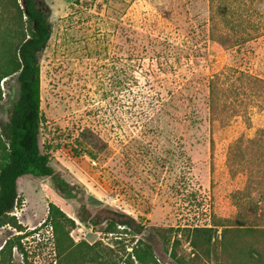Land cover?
Here are the masks:
<instances>
[{"label":"rangeland","instance_id":"rangeland-1","mask_svg":"<svg viewBox=\"0 0 264 264\" xmlns=\"http://www.w3.org/2000/svg\"><path fill=\"white\" fill-rule=\"evenodd\" d=\"M36 4L47 6L52 26L39 54V148L74 190L66 198L49 177H21L11 215L25 230L0 227V264H57L52 228L42 225L50 203L74 220V242L102 241L115 249L109 264H140L135 243L128 245V236L125 249H116L104 225L80 222L84 211L112 210L144 224L135 238L151 245V264H235L220 246L221 228L209 258L192 250L188 230L237 213L231 195L245 175L230 171L229 149L264 129V108L249 107L248 125L241 116L226 125L213 121L208 83L227 67L264 80V34L238 47L220 46L209 36V0ZM1 87L4 123L17 99L16 77ZM257 229L261 233L241 239L252 244L247 259L255 257L253 244L264 255V226ZM18 235L26 236L20 242L27 262L16 248L1 262L2 248Z\"/></svg>","mask_w":264,"mask_h":264},{"label":"trees","instance_id":"trees-1","mask_svg":"<svg viewBox=\"0 0 264 264\" xmlns=\"http://www.w3.org/2000/svg\"><path fill=\"white\" fill-rule=\"evenodd\" d=\"M262 17L264 0H209L210 39L226 49L246 44L264 34V22H259ZM49 18L47 6H38L36 0H0V106L4 101L1 84L13 77L18 84L17 99L8 110L7 121H0V227L11 226L17 232L25 230L11 215L19 201L17 181L21 177H49L61 195L73 197L74 188L54 171L38 143L42 121L39 54L52 33ZM208 90L210 117L221 124L241 116L248 125L249 107L264 108V80L233 67L214 73ZM228 166L232 173L245 175L243 187L231 195L237 213L234 219L219 220L212 227L188 230L189 245L198 255L209 258L213 238L221 228L220 246L235 264H264L259 245L253 244L255 257L247 259L245 251L252 244L241 240L261 233L257 227L264 226V129H259L253 138L241 137L231 145ZM80 222L92 227L104 225L103 233L111 235V245L116 249L124 250L125 245L135 243L132 253L140 264L153 261L151 245L135 238L143 233L145 225L130 216L112 210L89 216L84 211ZM42 225L52 228L57 264L110 263L107 258L115 249L102 241L74 242L70 231L75 222L56 204H49ZM26 236L18 235L5 244L1 262L5 256L11 260L14 248L27 262L20 242ZM128 236L132 238L124 244Z\"/></svg>","mask_w":264,"mask_h":264}]
</instances>
